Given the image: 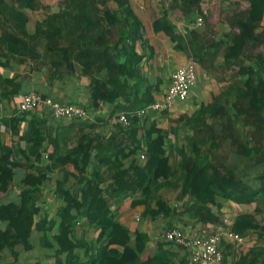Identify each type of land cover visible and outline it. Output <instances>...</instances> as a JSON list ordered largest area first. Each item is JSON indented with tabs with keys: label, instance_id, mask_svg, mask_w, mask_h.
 Masks as SVG:
<instances>
[{
	"label": "trees",
	"instance_id": "16d2710c",
	"mask_svg": "<svg viewBox=\"0 0 264 264\" xmlns=\"http://www.w3.org/2000/svg\"><path fill=\"white\" fill-rule=\"evenodd\" d=\"M174 1L177 3L179 0ZM182 2L190 6V10L194 9L191 17L197 12L195 9L201 8L200 0ZM256 5L249 7L254 20L238 23L233 37L229 34L211 44L207 38L205 45L210 46L208 54L214 56L217 51L219 56L223 49L224 56L230 57L224 67L218 68L217 74L219 82L231 85L224 88L225 92L213 97L210 105L202 107L203 110L187 120L188 126L195 130L193 138L198 145L205 134L198 131L194 123L204 122L202 112L205 117H220V120L229 123L237 119L245 125L250 122L251 126H255L250 133L251 141L248 140L249 134H245L240 142H232L227 132L223 135V142L235 145L237 154L244 158L246 165L243 163L223 167V171H213L208 155H184L179 166H170L164 159L162 147L166 145V133L153 128L151 134L139 138L140 127L144 124L139 119H130L135 127H126L130 130L124 131L132 136L133 145L128 154L126 149L114 153L113 149L119 146L115 145L114 137L104 146L84 142L83 151L72 155L68 167L58 163L51 155L48 164L43 165L41 161L34 163L45 139L39 133L42 129L36 122L38 118L33 116L31 128L20 138L27 142L26 149L19 148V145L8 147L0 142V259H5V262L10 259L8 264H179L173 261L175 253L164 244L159 246L154 256L144 260L142 255L148 240L144 236L134 247V259L125 260L120 250L129 247L133 237V233L120 223L118 212L122 205L132 198L131 208L142 205L147 210L143 216L156 218L162 214L170 215L169 204L158 202L157 209H154L153 198L166 185L165 181L173 178L178 180V184L182 183V197H191L195 204L192 210L202 220L206 217L220 218L208 210L212 205L219 207V201L256 203L257 210L238 216L231 232L243 237L249 231H256L264 241V226L258 221V216L264 212V70L253 72L242 65L245 62L242 59H231L244 49L248 53V45L255 48L260 43L252 28L254 25L264 28V1ZM177 7L184 10L181 5ZM30 11H43L45 16L33 24ZM141 30L142 24L130 0H51V3L0 0V67L10 69L16 64L20 69L25 68L24 72L21 70L10 77H4L0 72V105L12 102L23 92L27 82L45 74L50 85L67 75L77 79L88 78L95 103L115 101L124 96L132 99L131 111L149 106L154 102L151 86L141 75L139 77L141 57L137 47L143 39ZM192 32L197 36L204 35L203 30L201 34L198 30ZM192 57L200 61L195 53ZM204 59L209 61L206 57ZM209 62L213 64L215 60ZM239 72L246 78L244 88L232 82L239 79ZM247 92H256L259 97L252 114L248 113L243 102L234 101L242 99L245 94L248 96ZM32 112H24L23 117H14L3 123L13 134L19 135L25 115ZM228 128L232 130V127ZM142 140L146 143V162L134 163L125 169L122 160L134 155L143 145ZM215 142L212 135V141L207 143L220 146L221 142ZM93 149L98 153V161L92 174L99 178L100 171L108 168L112 180L107 190L95 197L94 193L102 183L89 179L83 161L84 154L91 153ZM249 158L252 163L247 165ZM15 162L25 169L18 185V166L14 165ZM54 176L58 178L54 182V199L44 200V190ZM16 186L19 196L12 202L3 203L2 196L18 189ZM47 202L52 207L46 209ZM82 222L86 223L83 224L86 229L81 228ZM78 232L93 237L90 240L84 236L78 238ZM186 261L183 258L180 264H189ZM237 264H264V245L241 255Z\"/></svg>",
	"mask_w": 264,
	"mask_h": 264
},
{
	"label": "crops",
	"instance_id": "0c3cea01",
	"mask_svg": "<svg viewBox=\"0 0 264 264\" xmlns=\"http://www.w3.org/2000/svg\"><path fill=\"white\" fill-rule=\"evenodd\" d=\"M262 1L264 0H200V10L199 8L198 10L195 9L197 12L191 17L190 13L194 9L190 10V6H187L182 0L177 3L174 0H130L132 8L142 24L141 31L143 32V39L137 47L138 56L141 57L138 66L140 67L139 77L141 75L144 78L143 80H146L151 86L153 103L161 101L166 96L171 85L173 73L190 59L195 61L192 57V53H195L200 60L198 62L195 61L199 79L188 100L184 103H177L170 110L164 112L148 110L147 108L153 103L145 108L131 111L133 106L132 99L130 100L124 96L119 97L115 101L95 103L92 99L88 78L77 79L67 75L63 80L56 81L53 85H50L45 78V74L37 75L27 82L23 92L15 96L12 102H4V104L0 105V142L8 147L19 145V148L26 149L27 142L20 140V138L29 131L33 122L32 117L36 116L38 118L36 122L40 124L42 129L39 133L44 137L45 144L41 153L34 159V163L41 161L43 165L48 164L50 163L49 155H51L56 157L58 163L68 167L72 155L82 152L84 148L82 144L86 141L88 144L91 141L92 146H104L107 141H111L116 137L117 143L115 145L119 146L113 149L114 153L126 149L125 153L128 154L133 145L132 138H130L132 136H128L124 131L130 130L126 127H132L131 129L135 127L130 119H139L141 124L144 123L138 133L139 138H144L145 135L151 134L153 128L163 130L166 133V145H162V147L165 151L164 159L170 166H179L184 155L188 157L208 155L212 166H214L213 171H223V167L242 165L245 162L244 158L237 154L235 145H224L223 135L225 136L229 131L231 133L229 138L232 142H240L244 140L245 134H249L247 135L248 140L251 141L250 133L255 126H251L250 122L245 125L238 119L229 123L222 119L220 120V117L211 118L208 115L205 117L202 112L201 119L204 122L196 121L194 123V126H198V131L205 134L199 140L201 142L198 145L193 138L195 130L193 127L188 126L189 122L187 120L191 117L193 118L202 107L210 105L213 102V97L220 95L227 85H231L219 82L220 79L217 74L218 68L224 67L226 60L230 57L224 56L223 49L220 50L219 56L217 51H215L214 56L208 54L210 46L205 45V43H208L207 38L209 39V44H211L217 42L216 40L224 39L229 34L233 37L236 34L238 23H250L254 20V15L249 10V7L257 6L256 4ZM177 5H181L184 10L182 11ZM200 17L204 18L203 25L199 28H194V24ZM252 29L255 30L253 34H257L255 38H259V45L257 44L255 48H252L250 44L247 46L248 53H245L244 49L241 53L240 51L238 52V56H232L231 59L232 61L242 59V62L245 61L242 63L245 68L257 72L261 71V69L264 70V28L254 25ZM194 30H198L200 34L203 30L204 35H194L192 32ZM205 57L209 61L215 60V62L212 64L205 60ZM23 67L20 69L16 64L10 69L0 67V72L3 73L4 77H10L20 73L21 70L24 72L25 68ZM244 77L239 72V79L232 80V82H236V84L244 88L246 81ZM256 85H258V82ZM34 92L47 95L64 105L81 107L87 111L88 117L85 119H57L48 109L33 111L31 114L25 115V120L20 125L19 135L13 134V131L5 126L4 121L11 120L14 117H23L25 113L20 111L19 104L24 96ZM247 93L248 96L244 93L245 97L234 99V101L243 102L248 113L252 114L255 111L246 106V103L251 105L252 102H255L257 106L259 97L256 92ZM144 109H147V114L144 116H132L134 113ZM122 115L128 117L129 125H124L120 122L119 119ZM227 127H232V130L228 128L227 131L225 129ZM212 135L216 141L215 143L221 142L220 146L209 144L212 141ZM142 144L134 155L122 160L125 169L134 163L144 164L146 162L145 140H142ZM253 146L251 145V147ZM55 151L57 152L55 153ZM97 154L93 149L91 153L83 156L84 165L88 169L89 179L93 181L99 180L102 183L95 191L94 197L107 190L112 182L108 168H103L100 171L99 178L92 174V171H94L93 167L98 161ZM143 155L145 159H142ZM251 163V159H247V165ZM14 165L18 166L16 176V185H18L25 174V169L21 168L20 163L16 164L15 162ZM243 165L246 164L244 163ZM69 169L71 170L72 166ZM254 170H252L253 175ZM57 174L60 176V173ZM57 179L54 176V179L49 182L50 184H47V188L44 190V200L53 201L54 182ZM165 183L166 185L153 198V208L157 209L158 202H167L171 208L170 215L162 214L156 218L143 216L147 210L142 205L131 208L132 198L128 199L118 212L120 223L133 233L130 246L120 249L124 254L125 260L135 258L134 247L144 236L148 239L146 250L142 255L144 260L154 256L158 252L159 246L164 244L167 249L175 253L174 262L180 264L185 258L186 262L191 264L190 257L185 249L179 248V246L165 240V233L173 228L182 230L188 237L218 235L220 237V249L224 254L222 264H237L241 255L246 254L256 246L264 245V241H262L260 234L256 231L247 232L242 237L244 239L243 243L226 239L223 235L225 232L231 231V227L238 216L245 213H254L258 207L256 203L240 204L234 200L219 201V207L212 205L208 207V210L220 218L215 220L214 218L209 219L206 217L202 220L192 210L195 204L191 197H182L184 194L182 183L178 184L176 178L166 180ZM18 196L19 188L4 194L2 196L4 198L3 203L12 202ZM46 206L47 209L52 207V204L47 202ZM258 221L264 226V212L258 216ZM83 224L86 223L82 222L81 228L86 229ZM83 236L88 238V240L93 237L85 235L83 232H78V238ZM8 260L5 262V259H0V264L10 263V259Z\"/></svg>",
	"mask_w": 264,
	"mask_h": 264
},
{
	"label": "built area",
	"instance_id": "2783aa9c",
	"mask_svg": "<svg viewBox=\"0 0 264 264\" xmlns=\"http://www.w3.org/2000/svg\"><path fill=\"white\" fill-rule=\"evenodd\" d=\"M194 28L203 25V19L200 17L194 24ZM198 83L197 63L190 59L187 63L180 66L172 75L171 85L168 93L161 100L151 104L147 109L154 112H164L170 110L177 103H184L188 100L191 91ZM21 112L41 111L48 109L57 119H85L88 113L81 107L75 105H64L52 99H45L38 93H30L24 96L19 104ZM147 109L134 113L133 117H142L147 114ZM120 122L129 125L126 115L120 116ZM145 159V156H142ZM226 239L243 243L244 239L231 231L224 234ZM220 237L212 236H192L188 237L180 229H171L165 233V240L176 246L183 247L190 257L191 264H222L224 254L220 249Z\"/></svg>",
	"mask_w": 264,
	"mask_h": 264
},
{
	"label": "rangeland",
	"instance_id": "374dc122",
	"mask_svg": "<svg viewBox=\"0 0 264 264\" xmlns=\"http://www.w3.org/2000/svg\"><path fill=\"white\" fill-rule=\"evenodd\" d=\"M41 1L45 2V3H51V0H41ZM55 1H57V0H55ZM28 13H29V16L31 19V23H33V24L38 20H42L45 16L43 11H39V12H31L30 11ZM108 18H109V20H112L111 17H108ZM246 106H249L252 111L255 109V107H257L255 102H252L251 105L249 103H246ZM225 129L228 131V127ZM228 134L230 136L231 133L228 131ZM224 145H228V144H224Z\"/></svg>",
	"mask_w": 264,
	"mask_h": 264
}]
</instances>
